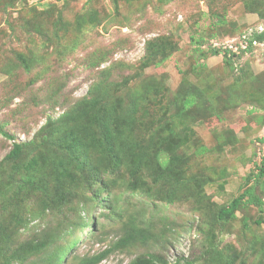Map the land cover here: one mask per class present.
I'll return each mask as SVG.
<instances>
[{"label": "rangeland", "instance_id": "obj_1", "mask_svg": "<svg viewBox=\"0 0 264 264\" xmlns=\"http://www.w3.org/2000/svg\"><path fill=\"white\" fill-rule=\"evenodd\" d=\"M249 31L264 32V0H0V125L14 136L0 135V226L8 235L0 244L6 257L14 256V264H52L77 240L62 263L77 264L121 238L122 223L107 202H85L92 197L85 192L42 211L39 194L20 191L29 185L25 171L13 173L4 160L17 142L29 144L22 162L39 158L37 175L50 155L68 162L57 142L41 145L42 127L61 125L64 113L108 91L109 108L138 102V133L163 129L177 111L167 109L170 101L180 105L190 94L196 101L173 127L188 137L174 151L190 159L188 190L183 186L174 203L115 191L121 217L152 216L158 237L116 250L100 264H129L148 253L170 264H213L217 251L226 261L237 256L236 264H264V225H255L264 212L247 206L235 221L216 219L218 207L251 186L264 197V178L256 177L264 158V45L239 57L212 55L207 47ZM148 173L138 174L157 186ZM194 177L207 181L200 192L190 182ZM51 238L47 250L32 254L33 245Z\"/></svg>", "mask_w": 264, "mask_h": 264}, {"label": "trees", "instance_id": "obj_2", "mask_svg": "<svg viewBox=\"0 0 264 264\" xmlns=\"http://www.w3.org/2000/svg\"><path fill=\"white\" fill-rule=\"evenodd\" d=\"M253 36L260 43H264V32H254ZM208 49L212 55L219 54V51L212 50L210 47ZM224 54L234 56L229 52ZM168 57L169 55L164 56L161 61L167 60ZM18 58L23 67L29 70L28 63L20 56ZM100 87L101 85H97L96 88ZM108 95V91H105L102 97L94 95L76 108L67 111L58 119L61 125L57 127L52 121L42 127L41 132L45 134L41 145L50 148L52 143L57 142V147L64 150L68 156V162L50 155V162H46L47 157L44 161L45 168L40 169L42 176L37 175L35 172L40 166L39 158L33 157L28 162H22L25 147L29 144L17 142H14L12 149L4 158L6 162L12 164L13 173L25 171V180L29 185L27 187L20 186L22 188L20 191L39 194L42 211L52 206L60 207L71 203L79 195L90 192L92 197L89 200L86 199L85 202L92 200L97 205L107 202V207L121 221L123 234L120 239L100 253L80 258L77 264H100L116 250L127 249L137 244H147L158 237V234H155L156 226L152 216L146 217L143 214L140 218L130 215L127 220L121 217L123 210L118 212L112 199L115 191L141 195L152 201L159 199L174 203L178 200L177 195L181 188L184 186V190H188L187 185H189L184 178V172H186L190 159L174 153L186 143L188 137L182 131L174 129V123L185 118V111L195 104V95L186 96L180 105L170 101L167 104V109L170 110L172 106H177V111L172 118L166 120L163 129L149 128L150 132L141 133L137 132L138 102L133 100L128 107L120 102L118 106L109 108L105 104V98ZM102 101L104 106H102ZM155 123L156 121L150 122L151 126ZM184 129L186 130V127ZM0 135L6 139L14 140V136L5 131L1 125ZM262 141L264 142V139ZM167 152L173 153L171 156H167ZM92 158L94 161L90 164ZM176 167H182L180 173H174ZM145 170L149 172V175L154 176L157 186L149 185L147 180L138 174ZM256 177L257 179L264 178V158L259 165ZM190 182L198 187L199 192L207 184L206 180H199L196 177L192 178ZM159 186H162L161 189ZM255 190L256 188L251 186L228 205L218 207L216 213L218 222L235 221L237 212L247 206H257L260 213H263L264 197H259ZM155 212L153 211V213ZM15 218L17 223L20 222L17 215ZM244 222L245 227L248 228L247 220ZM255 225L258 227L264 225V216L257 218ZM169 231L172 232V229ZM1 238L8 240L7 232L0 226ZM76 241L57 252L53 256L52 264H62ZM54 242L55 239L51 238L33 245L32 254L47 250ZM2 247L3 245L0 244V258L5 260L2 264H14L12 262L14 259H11L14 256L7 258ZM237 260V256H234L226 261L222 253L218 251L211 257L213 264H236ZM129 264L170 263L156 254L148 253L137 257ZM259 264H262V261Z\"/></svg>", "mask_w": 264, "mask_h": 264}, {"label": "built area", "instance_id": "obj_3", "mask_svg": "<svg viewBox=\"0 0 264 264\" xmlns=\"http://www.w3.org/2000/svg\"><path fill=\"white\" fill-rule=\"evenodd\" d=\"M255 32L261 33L263 31ZM253 34L254 31H249L237 39H229L227 41L211 40L207 47L221 53L229 52L230 55L239 57L240 55L247 54L250 50L255 49L256 47L264 45V43H260L255 39Z\"/></svg>", "mask_w": 264, "mask_h": 264}]
</instances>
